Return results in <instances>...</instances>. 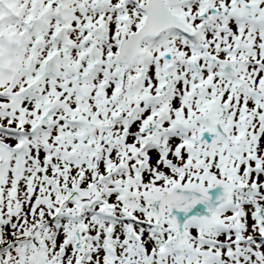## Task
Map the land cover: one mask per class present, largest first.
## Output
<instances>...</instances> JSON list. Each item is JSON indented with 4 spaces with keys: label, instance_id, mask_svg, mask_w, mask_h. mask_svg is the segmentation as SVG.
<instances>
[{
    "label": "snow or ice",
    "instance_id": "6c2138e0",
    "mask_svg": "<svg viewBox=\"0 0 264 264\" xmlns=\"http://www.w3.org/2000/svg\"><path fill=\"white\" fill-rule=\"evenodd\" d=\"M0 264H264V0H0Z\"/></svg>",
    "mask_w": 264,
    "mask_h": 264
}]
</instances>
